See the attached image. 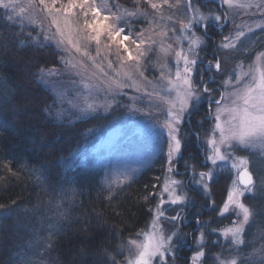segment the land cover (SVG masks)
<instances>
[{"label":"snow or ice","instance_id":"obj_1","mask_svg":"<svg viewBox=\"0 0 264 264\" xmlns=\"http://www.w3.org/2000/svg\"><path fill=\"white\" fill-rule=\"evenodd\" d=\"M139 2L140 0H136L137 5ZM145 2L149 4L151 13L144 10L121 11L119 4L113 2L109 5L108 0H39L37 7L44 13V18L50 20V24L45 27L43 22L36 25L31 18L25 22L21 15H13L18 7L16 0H0V9L8 13L0 15V20L19 29L17 35L24 36V40L19 41L23 48L55 46L59 51L64 50L61 46L67 42L80 54L81 59L76 64H70L61 57L57 63L61 64L63 73L81 78L88 74L90 80H95L94 84L83 85L89 95L93 90L111 95V100L106 99L102 104L88 103L85 98L81 107L74 102L75 98L68 97L66 91L53 92V102L44 109L46 114H53L52 110L57 109L54 115L58 120H68L69 123L83 120L101 108L109 111L114 104L118 106L117 96L125 87L135 86L137 92H142L143 96L133 99V106L129 111L134 114L140 112L154 123L161 116L164 117L163 122L159 123L164 131L160 146L163 153V177H155L157 183L151 185L152 190L146 185L140 197L151 217L148 225L150 230L137 233L144 238L142 241H128L136 249V255L127 264H169L187 242L189 234L183 229L188 223L194 224L195 243L202 246L206 233L214 231L208 228L210 220L201 219L205 209L217 212L220 216L234 215L236 219L232 226L223 229L222 234H230L229 243L234 248H246L251 242H246L244 237L248 234L250 217L254 213L243 203V199L252 192L254 181L252 172L249 171V161L233 156L231 150L252 149L255 150L252 152L253 156L264 153V71L258 78L253 76L250 83H244L249 74L240 75L235 71L228 73L222 67L221 57L223 55L227 60L234 57L226 53L240 54L243 38L249 35L254 37L255 29L264 32V24H256L255 29H249L248 33L237 31L235 36L231 33L227 36L221 35V40L217 42L214 35L222 34L229 23V15L224 6L232 7V0ZM201 3L205 7L213 3L216 7L204 12L199 6ZM244 6L254 7L264 17V2ZM165 8L170 15H163ZM159 21L166 23L160 24ZM141 22L147 23L149 27H134ZM25 27H31L37 35L24 33ZM65 30L69 33L67 38ZM52 41L55 42L54 45ZM170 54L175 57L174 72L168 65ZM153 56H156L155 61ZM257 60H264V52L258 54ZM157 66L159 74L149 79L145 73ZM63 73L56 67L38 66L36 75L40 77L39 82L44 83L47 79ZM134 76H138L139 80L133 79ZM122 77L131 83H125ZM2 83L0 78V84ZM148 85L152 86L151 90ZM174 91L177 97L172 100L171 93ZM79 95L77 93V97ZM137 103L144 107H135ZM202 107H206L207 111L202 114L201 119L194 120L193 117ZM76 109L79 110L75 111ZM222 117L226 119L222 120ZM213 121L214 124L209 130L211 135H207L203 141L205 147L197 148V154H189L185 158L188 147L201 141V132L198 129H203L205 122ZM216 133H219V139L215 138ZM200 155H203V160H200ZM260 158L264 159V156ZM230 159L233 161L231 168L236 170L237 178L232 181L224 203L217 208L215 201L209 199L210 186L216 180L218 162ZM80 164H85V161L81 160ZM5 167L12 171L10 165ZM200 168L206 170H199ZM37 171L39 170L33 169V172ZM12 174L15 175V172ZM37 179L43 180V174ZM134 179L135 170L108 173L101 187L109 193L107 199L112 200L116 193L129 187ZM67 182L83 184L86 180L77 178ZM70 191L75 195L77 189L72 188ZM191 191L202 195L205 198L204 203L199 204L190 195ZM67 195L68 191L62 188L60 196L65 203L67 200L64 198ZM15 204L16 201H12L10 205L0 204V215H8ZM168 212L174 214L168 215ZM261 214L264 213L256 215ZM57 215L63 214L57 212ZM161 221L171 225L167 232ZM50 229L54 234V226L50 225ZM119 247L122 249L124 245ZM204 256L201 247L191 259L195 261ZM101 259L103 264H109V261L117 264L115 256L107 249L102 251ZM221 264H264V244L253 253L241 256L239 260L221 261Z\"/></svg>","mask_w":264,"mask_h":264},{"label":"trees","instance_id":"obj_2","mask_svg":"<svg viewBox=\"0 0 264 264\" xmlns=\"http://www.w3.org/2000/svg\"><path fill=\"white\" fill-rule=\"evenodd\" d=\"M122 2L132 3L131 0ZM7 14L0 9V15ZM0 24H3L0 26V78L3 80L0 84V204L16 201L8 215H0V264H103L104 249L118 261L122 255L119 246L150 218L140 197L146 185L152 190L151 185L157 183L154 178L159 176L161 166L155 160L138 173L129 187L116 193L115 199L108 200L109 193L101 187L99 168L77 162L70 164L68 158L84 141L92 139L105 121L112 120V115L97 112L69 123L55 117L57 109L52 110L53 114H46L44 109L53 102V89L47 81L40 83L36 72L38 66L61 70V64L57 63L62 57L61 51L55 46L23 48L19 41L24 36L17 35L19 29L2 20ZM29 32L37 35L31 27H25L24 33ZM251 37L252 43L241 49L244 63L264 50V39H258L264 37V32L256 30ZM214 39L217 41L218 36L214 35ZM246 40L243 39V45ZM205 108L193 119H201L207 111ZM207 124L204 123L203 129ZM203 129H198L201 137ZM199 144L189 146L185 157L197 154ZM249 159L253 181L260 183L243 199L254 215L244 237L251 243L238 249L241 256L253 253L264 244V214L256 215L264 213V159ZM255 161L263 165L261 171L256 169ZM5 165H10L12 171ZM33 169L39 171L33 172ZM41 173L43 180H38ZM77 178L86 182H67ZM227 184L228 176L221 173L210 186L209 199L215 201L217 208L223 201ZM62 188L68 191L64 198L67 203L61 199ZM72 188L77 189L75 195L71 194ZM216 213L210 210L208 227L219 228L228 220V217L216 218ZM50 225L54 226V234ZM213 246L209 240L205 262L210 259ZM177 261L183 264L180 256Z\"/></svg>","mask_w":264,"mask_h":264},{"label":"rangeland","instance_id":"obj_3","mask_svg":"<svg viewBox=\"0 0 264 264\" xmlns=\"http://www.w3.org/2000/svg\"><path fill=\"white\" fill-rule=\"evenodd\" d=\"M123 0H108L109 5L113 2L119 4L121 6V11L135 12L137 10H144L151 13V9L148 3L145 0H140L137 5L136 0H131L132 3L122 2ZM50 2V0H49ZM154 2L162 3V0H154ZM170 3H175V0H169ZM264 2V0H232V7H228L225 5V9L229 15V23L227 27H225L222 31V34H217L218 39L217 42L221 40V35L227 36L230 33L235 36L237 31H244L248 33L249 29H255L256 24H264V17H261L257 10L254 7H245L247 4H258ZM18 7L16 8L15 15H21L25 21L28 18H31L35 21L36 25H39L41 22L47 27L50 24V20L44 18V13L40 11L37 5L39 4V0H16ZM202 11L207 12L210 8H215L216 5H207L205 7L202 3L199 5ZM23 9V12H21ZM115 12L116 10L113 9ZM164 16L170 15V13L165 8L163 12ZM160 24H165V21H159ZM61 26L63 27V21L61 20ZM236 26H239L238 28ZM135 28H148L149 25L147 23H138L134 25ZM259 30V29H255ZM52 31H55V27L53 26ZM69 33L65 30V36L68 37ZM244 39V38H243ZM246 41H244V45H241V49L246 48L250 43H252V37L249 35L246 37ZM54 42V41H53ZM73 42H75V38L73 36ZM55 43V42H54ZM60 50L62 57H64L70 64H76L80 59V54L75 52V49L71 47V45L65 42L64 45L61 46ZM264 52L260 51L254 55L252 60L248 63L243 62V58L240 54L237 53H226V55L233 56L232 59H224L222 55L221 59L223 61L222 67L226 69L228 73L235 71L237 74L243 75L248 73L249 75L244 80V83H250L253 76L259 77V74L264 71V60L258 61L257 56L259 53ZM204 55V53H201ZM156 60V56H153V61ZM168 65L169 68L174 72L175 71V57L174 54H170L168 56ZM167 71V69H166ZM63 73V68L61 69ZM111 74V73H110ZM158 66L156 68L150 69L145 75L149 76V79L158 75ZM66 75V77H65ZM53 76L46 81L50 83L53 92L66 91L67 95L70 99L75 98L74 102L78 103L81 107H83L85 98H87L88 103L96 102L103 103L106 99L111 100V95H106L105 92L100 91L96 92L92 91L91 95L88 94V90L83 88L85 83H95V80H90L88 74H85L84 78L70 75L69 73H63L62 75ZM125 83H131L127 78L122 77ZM133 79L139 80L138 76H134ZM220 79V78H218ZM75 81V84H73ZM211 86V85H210ZM149 90H151V85L147 86ZM157 90L159 91V86H157ZM231 89H229L230 91ZM221 91H225L221 89ZM77 93L80 95L77 97ZM143 96L142 92H137L136 87H125L123 91L117 96V100L119 101V105H113V108L109 111H104L101 108L98 112L102 114L110 113L112 115V120L105 121L102 124V127L97 130L96 135L92 137V139L84 141L76 150H74L69 156V163L75 164L76 162L80 164V161H85L83 165H89L99 168L101 173V184L108 173H116L121 170H135V177L140 173L143 169H145L148 165L158 160L156 164H160L162 167L163 164V153L160 151L161 141L163 139L164 131L159 127V123L163 122L164 117L161 116L157 123L149 120L146 116L142 115V113L137 112L133 113L129 111V108L133 106V99H139ZM177 97V93L174 91L171 93V99L175 100ZM227 103V101H226ZM178 106V105H177ZM67 107V105H65ZM137 108H143V104L137 103L135 105ZM167 107V105H165ZM207 110V108H205ZM213 109H215V105H213ZM76 109L75 111H78ZM226 119V117H222V120ZM213 122H208L205 129H203L204 135L201 137V141L199 146L201 149L205 147L204 139L207 135H211L210 129L213 126ZM90 131V130H89ZM215 138L219 139V133L215 134ZM166 145L164 146V150L166 151ZM222 151H223V146ZM238 149H232L233 156L235 157H243L249 161V169H250V157L257 158L264 156V153H258L256 156H251L252 152L255 150H248L244 153H240L236 151ZM249 152V153H248ZM201 156V160H203V155ZM187 158V157H185ZM162 162V163H161ZM233 161L230 159L228 161H219L216 167V176L224 173L228 176V184L226 187L225 195L222 203L219 207L224 203L226 196L228 194V190L232 185V181L237 178L236 170L231 168V164ZM256 169L262 170L263 165L258 161H255ZM259 163V164H258ZM182 170V169H181ZM199 170H206L204 168H200ZM250 171V170H249ZM159 176L163 177V173L160 172ZM179 178V177H177ZM162 182V181H161ZM259 181L253 182L252 192L255 190V186L259 185ZM158 190V189H157ZM250 193V194H251ZM211 194V192H210ZM190 195L195 197L199 204H203L205 198L198 194L197 191H191ZM244 203V202H243ZM245 204V203H244ZM218 207V208H219ZM210 209H205L203 212V216L201 219L210 220ZM173 212H168V215H173ZM216 218L220 217H228V220L224 225L219 228L208 227L210 230H214L210 233H206L205 241L202 246H198L195 243V236L193 232L195 231V226L192 223H188L186 227H184L183 231L188 233L187 242L184 246H182L179 251L176 253L173 260L169 261V264H178L177 258L181 257L183 264H221V261H227L231 259L239 260L241 255L238 252V249L234 248L232 244L229 243L231 240L230 234L228 236H224L222 234V230L232 226L233 221L236 219L234 215L225 214L224 216L218 215L216 213ZM251 218V217H250ZM151 217L148 222L137 232L139 233L141 230L149 231V223ZM166 232L171 228V225L166 223L165 221L160 222ZM135 233L133 236L128 237L123 245L124 247L121 249V257L117 261V264H127V261L134 260L136 255V249L128 244L129 240H137L142 241L144 238L142 236H138ZM210 242L215 246H213V251L209 254L210 259L205 262L206 247L207 243ZM205 253L203 258H198L193 261L191 258L194 253L201 250Z\"/></svg>","mask_w":264,"mask_h":264}]
</instances>
